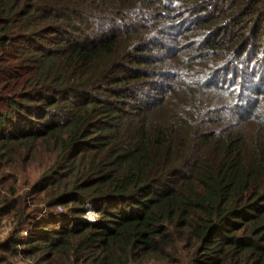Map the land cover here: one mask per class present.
Masks as SVG:
<instances>
[{"label":"trees","instance_id":"trees-1","mask_svg":"<svg viewBox=\"0 0 264 264\" xmlns=\"http://www.w3.org/2000/svg\"><path fill=\"white\" fill-rule=\"evenodd\" d=\"M8 223L2 264H264V0H0Z\"/></svg>","mask_w":264,"mask_h":264},{"label":"rangeland","instance_id":"rangeland-1","mask_svg":"<svg viewBox=\"0 0 264 264\" xmlns=\"http://www.w3.org/2000/svg\"><path fill=\"white\" fill-rule=\"evenodd\" d=\"M93 216H94V213L92 212V209H89L86 217L91 219V218H93ZM8 224H10V225H8ZM8 224H3L0 228V241L4 238V236L7 234L9 229L13 226V225H11V223H8ZM9 260L11 261L10 264H29L28 260H24V259L17 257V256L13 257V258H9ZM0 264H2V263H0ZM148 264H150V263H148Z\"/></svg>","mask_w":264,"mask_h":264},{"label":"built area","instance_id":"built-area-1","mask_svg":"<svg viewBox=\"0 0 264 264\" xmlns=\"http://www.w3.org/2000/svg\"><path fill=\"white\" fill-rule=\"evenodd\" d=\"M28 233H29L28 230L21 231V234H22L21 240L25 241L26 238L28 237Z\"/></svg>","mask_w":264,"mask_h":264}]
</instances>
